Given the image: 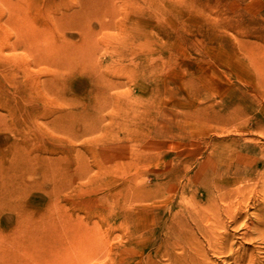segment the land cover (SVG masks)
Instances as JSON below:
<instances>
[{
	"label": "rangeland",
	"instance_id": "1",
	"mask_svg": "<svg viewBox=\"0 0 264 264\" xmlns=\"http://www.w3.org/2000/svg\"><path fill=\"white\" fill-rule=\"evenodd\" d=\"M0 255L264 264V0H0Z\"/></svg>",
	"mask_w": 264,
	"mask_h": 264
},
{
	"label": "bare ground",
	"instance_id": "2",
	"mask_svg": "<svg viewBox=\"0 0 264 264\" xmlns=\"http://www.w3.org/2000/svg\"><path fill=\"white\" fill-rule=\"evenodd\" d=\"M122 26V25H121ZM124 27V26H123ZM195 206V205H194ZM178 224V223H177ZM180 224V223H179ZM187 226H188V224H187ZM181 229V228H180ZM178 227H176V226H169L168 227V234L170 235V237L172 238L173 236L174 237H176V239H177V235H178V232L179 231H181ZM203 232V231H202ZM201 232V233H202ZM206 232V231H205ZM205 232H203V233H205ZM209 233V232H208ZM208 233H206V234H208ZM188 236V235H187ZM213 237L214 236H212V235H209V241H211L212 243H213ZM181 238H186L184 235L183 236H181L180 238H179V240L181 239ZM215 238V237H214ZM196 240V237H195V235H193V234H191L190 235V237H187V239H186V241H187V243H189L188 241H195ZM191 246V245H190ZM7 248V247H6ZM5 249V248H4ZM183 252H184V254H188L187 253V250H184L183 249ZM199 252H201V253H199ZM203 252V253H202ZM202 254H204V251H203V249H202V251H200V250H198V249H196V251L194 250V255H198V257H199V255L200 256H202ZM191 256H193V253L192 254H190ZM1 256V255H0ZM195 259V258H194ZM193 259V260H194ZM5 264V263H4Z\"/></svg>",
	"mask_w": 264,
	"mask_h": 264
}]
</instances>
